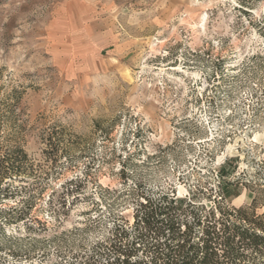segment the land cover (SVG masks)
<instances>
[{
  "label": "rangeland",
  "instance_id": "obj_1",
  "mask_svg": "<svg viewBox=\"0 0 264 264\" xmlns=\"http://www.w3.org/2000/svg\"><path fill=\"white\" fill-rule=\"evenodd\" d=\"M11 165L0 264H78L143 195L261 215L264 0H0Z\"/></svg>",
  "mask_w": 264,
  "mask_h": 264
},
{
  "label": "trees",
  "instance_id": "obj_2",
  "mask_svg": "<svg viewBox=\"0 0 264 264\" xmlns=\"http://www.w3.org/2000/svg\"><path fill=\"white\" fill-rule=\"evenodd\" d=\"M8 174L20 176V167L1 174L0 186ZM8 189L0 187V193ZM142 200L133 223L112 221L109 237L84 252L78 264H264V212L255 213L257 198L238 209L221 197L207 207L173 192Z\"/></svg>",
  "mask_w": 264,
  "mask_h": 264
}]
</instances>
